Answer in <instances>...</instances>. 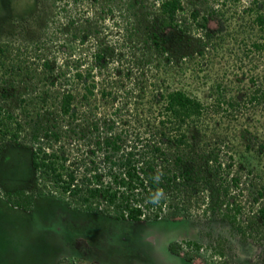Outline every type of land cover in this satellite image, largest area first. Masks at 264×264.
Here are the masks:
<instances>
[{
    "label": "trees",
    "instance_id": "16d2710c",
    "mask_svg": "<svg viewBox=\"0 0 264 264\" xmlns=\"http://www.w3.org/2000/svg\"><path fill=\"white\" fill-rule=\"evenodd\" d=\"M144 3L0 0V165L11 153L21 152L28 167L21 182L15 181L17 178L6 180L0 173V264H99L82 257L60 256L52 247L51 223L57 212L67 218L80 213L119 223L181 222L189 229V240L177 239L166 250L168 255L191 263L200 250L195 240L203 234L194 228L198 221L226 224L233 236L264 248V153L250 154L248 145L242 152L232 151L231 141L251 135L244 111L256 114L254 126L264 130V124L258 123L264 116V0H249L240 11L236 6L240 0H217L211 8H203L199 21H195L197 10L190 11L195 32H202L190 41L188 21L180 17L182 0L160 1L156 10L151 9L156 13H151L148 26L139 21L125 23L144 8ZM111 4L124 11L114 15L116 8ZM224 7L226 12L221 10ZM87 13L92 17H86ZM107 15L117 16L112 24L116 33L104 25ZM57 18L64 25L50 29L49 22ZM211 21L219 23L215 31L207 27ZM31 32L33 36L27 40L35 62L27 65L22 55L25 48L17 46L16 40H7ZM111 34L116 36L115 43L108 41ZM232 34L238 40L231 38ZM62 36L84 46L85 68H80L78 59L70 60L65 40L55 46L51 43ZM168 39L172 49L164 46ZM119 42L124 52L113 56L111 49ZM206 48L213 55L205 59L207 73L200 86L205 85L201 95L210 101H202L188 84H172L182 60L192 56L203 59ZM113 59L116 65L111 75L115 78L105 74L106 87L93 91L92 69L106 72ZM152 62L153 74L139 71L142 79H131L132 69L122 65L142 63L145 67ZM33 64L39 71L33 70ZM22 70L33 77V86L38 84V88L22 84ZM237 77L246 80L242 83ZM13 78L22 85V92L16 91ZM72 84L78 87L75 94L64 88ZM94 92L96 100L102 101L98 105L91 101ZM117 95L123 101L134 99L135 118L121 121L128 128L121 126L116 133L112 131L120 123L119 109L115 107L109 114L97 111L110 108ZM218 114L228 119L220 132H224L223 148L231 152L221 159L218 153L222 149L202 144L196 150L197 145L189 142L207 130V122L216 121ZM144 127L150 130L145 132ZM86 128L95 133L92 137L104 136L93 143L87 141L93 145L88 157L75 154L71 161L67 151L82 140ZM100 128L105 131L99 132ZM149 132L154 133L150 138L146 136ZM129 133L133 136L130 141L124 139ZM252 136L255 139L258 134ZM225 140L231 145H224ZM260 145L258 151L263 150L264 144ZM49 208L51 216L40 215ZM220 243L217 240V247Z\"/></svg>",
    "mask_w": 264,
    "mask_h": 264
},
{
    "label": "rangeland",
    "instance_id": "374dc122",
    "mask_svg": "<svg viewBox=\"0 0 264 264\" xmlns=\"http://www.w3.org/2000/svg\"><path fill=\"white\" fill-rule=\"evenodd\" d=\"M162 0H145L144 8L142 7L141 10H138L136 12V15L133 16V18H126L127 22L125 23H131V25H135V22H143L142 24L150 25L151 21V13L152 15L156 12H152L151 9H157L158 4ZM203 1L204 4H203ZM217 1V0H216ZM215 0H182L183 5V12L180 17H185L187 19V23L190 25H187L189 27V38L188 41L193 40L195 38H198L201 36L202 32L196 33L195 32V22L191 21L188 17V13L192 10H197L198 12V18L195 21H199L200 17L204 16L205 10L203 9L205 6L206 9L211 8L212 4L216 2ZM249 0H240V4L236 5L239 8V11L241 8L245 6V4ZM44 4H48L45 2H42ZM118 3V2H116ZM111 8H116V4H111ZM120 5V3H119ZM122 7V6H121ZM238 8L235 9L238 10ZM222 11L226 12V7L221 9ZM89 10H87L88 12ZM124 11L123 8H116L114 10V15H120ZM53 13V12H52ZM91 13V12H90ZM90 13L86 14V17L91 18L92 15ZM124 17V16H123ZM154 18V16H152ZM114 20H117V16L113 18V16H108L103 22L105 26L111 27V31L113 33H116L117 30L112 28V24ZM124 23V22H123ZM219 25L216 21H211L207 23L208 29H212L215 31V28ZM64 25V22H61L59 18L56 19L54 22H49L50 29H55L56 27H61ZM124 25V24H123ZM20 26H23L20 25ZM33 28H30L29 31H32ZM219 32H217L218 35L221 33V29L219 28ZM37 32L36 30H33ZM49 32V31H48ZM47 32V33H48ZM121 33V31L118 32V34ZM196 33V34H195ZM223 33V31H222ZM33 34L23 35V34H16L13 37H10L8 40L5 38H2V40H7L9 42H13L16 40L17 46L20 48H25V53L23 58L25 60V63L27 65H30L31 63H34V55L32 51V46L27 40V37H32ZM115 36V34H114ZM113 34H111L108 38V41L114 42L116 40V36L114 37ZM235 38L238 40V36L232 34L231 38ZM24 37V38H22ZM226 38V37H225ZM58 40L51 42L54 44H60L61 41L65 40L64 43L69 48L70 52V60H77L82 65L80 68L84 67L87 62V53L84 49V46H79L77 41L74 40H66L67 36L57 37ZM63 39V40H62ZM229 42L230 46H235V43L233 40H230L229 38H226ZM91 42V41H90ZM171 40L168 39L166 43H164L165 48L172 49L171 46ZM183 43V42H182ZM185 43V42H184ZM140 45V43L138 44ZM55 46V45H54ZM138 49H142V47L137 46ZM225 48H228V44L225 46ZM82 49L84 51H82ZM113 53L112 55L115 56V53H123L124 49L121 47V43L119 42L118 46L112 47ZM137 51V50H136ZM190 51V50H189ZM205 54V58L199 59L195 56H192L188 59L182 60L181 64H179V71L174 74V81L172 84L175 86L177 85H190V88L194 93H196L197 97H201L202 101H210L209 98L206 99L205 96L201 95V92L205 88L204 86H200L202 84V76L207 73L205 70V59L212 58V52L209 50V48H206L203 51ZM36 53V52H35ZM59 55V54H58ZM60 56V55H59ZM137 56V55H136ZM126 57V56H125ZM138 57V56H137ZM84 58V59H83ZM139 58V57H138ZM133 59V58H132ZM70 61L69 59H67ZM134 61V60H133ZM116 62L113 60H109L105 70L106 72L99 70L97 71V68L92 69L91 74L93 75L92 83H94V89L93 91H98L102 89L103 87H106L104 85L106 79H104L105 74H109V77L114 79L115 76L112 77L113 68L115 67ZM134 63V62H131ZM118 64V63H117ZM122 65L131 68V76L130 78H141L139 71H145L147 75L153 74L152 67L155 65L154 62L152 64H148L147 66H143L141 63L140 66H131L126 65L123 63ZM151 67V68H150ZM37 68V64H33V70ZM85 68V67H84ZM23 69V68H22ZM40 69V68H39ZM39 69H36L39 71ZM183 69L184 71H180ZM161 72V68L158 69V74ZM20 74L21 75V81L22 84L24 82L28 83L29 87H35L38 88V84L33 86V77L27 76L25 72ZM161 74V73H160ZM159 74V75H160ZM68 76V75H67ZM238 79L241 78V82L243 83L246 79H243L242 77H237ZM231 79H233L231 77ZM16 86V91L22 92V85L18 83V80L13 78ZM32 82V85H30ZM91 82V81H90ZM57 87V86H56ZM67 87V88H66ZM65 89L73 91L75 94L78 90L77 86H66ZM94 92V97L91 98V101L98 105L101 100L98 99V95ZM116 97V96H115ZM24 98L30 99V96H24ZM124 98L122 96L120 97L117 95L116 99L113 100L112 105L110 108L106 107V110H104V107H100L97 111L98 114L103 113H112V110L116 109L120 111L119 117H115L117 120H119L120 123L117 125L115 124L114 130L112 132H118L121 126L122 129H127L125 124L123 125L121 121L131 122L134 120L135 117H133L135 113L133 98L129 97L126 98L127 101H123ZM209 103V102H207ZM134 109V110H133ZM107 111V112H106ZM256 113V112H254ZM262 113V112H261ZM96 114L94 117H97ZM222 115L218 114L216 115V118L214 122H207V130L204 132L200 131L194 140H190L189 142L196 146V150H199L197 147L202 144H206L208 148L212 149L213 147L217 150V148L220 150L222 149V152H219V158L221 159L222 155H228L231 153L230 151H225L223 148V144L221 141L222 135H224V132H220L224 126H226L228 123V119L225 120L224 118H220ZM243 116L246 118L244 119L247 121V124H249L251 135H246V137H241V139L236 138L232 139V151H238L242 152L243 147L245 145H248L249 153L254 154L257 152H260V155L264 153V147L263 150L260 149L258 151V147L261 146L260 144H264V130L262 128H257L254 126V116L256 114L251 115V111H244ZM252 117V118H249ZM101 117V116H100ZM116 120V121H117ZM131 120V121H130ZM258 123L264 124V116L260 119H258ZM230 122V121H229ZM233 123V121H232ZM90 127V126H89ZM259 127V126H258ZM264 128V127H263ZM148 129V130H147ZM204 129V128H202ZM143 130L145 132L149 131L150 128L144 127ZM141 130V131H143ZM104 128L99 129V132H104ZM129 131V130H128ZM90 132L89 128H86L84 130V137H82V140L75 143V145L72 148H68L67 145H63L65 148L69 149L67 152L69 154V160L73 161L75 160V154H80L81 157H88L89 151L92 150L93 145L89 144L87 141H93L94 140H100L101 137L104 136L101 135L98 138L92 137V135H95V133H91L86 136V133ZM256 132L258 134L257 138H253V133ZM204 133V134H203ZM154 133H150L146 135L148 138H150V135L152 136ZM203 134V135H202ZM132 135L129 133L126 138L127 140L132 139ZM147 138V139H148ZM152 139H156L155 137ZM152 139H149L150 141ZM225 144L231 145L229 143V140H225ZM235 145V146H234ZM194 147V146H193ZM79 150V152H77ZM224 151V152H223ZM98 156V152H97ZM23 154L20 152L18 153H11L10 156L6 158V161L3 162L0 165V173L5 176L6 180L17 178L15 181H22V179L25 177V175L28 173V167L27 162L24 160ZM236 159V157H234ZM264 159V158H263ZM86 163L88 160H85ZM223 163L225 161L223 160ZM1 176V175H0ZM2 177V176H1ZM13 180V181H14ZM20 181V182H21ZM257 182L253 181L252 184H256ZM246 185V184H245ZM9 186L16 187L17 185L9 184ZM246 190H249V187H246ZM40 209H43L44 206L40 205ZM42 214L41 216L48 217L52 210L51 208L46 210H41ZM56 210L54 211V213ZM74 214V213H72ZM76 217L72 215L71 218H67L63 216L61 213H56L55 220L51 223L53 225L54 233L52 232V244L55 250H58V254L60 256H77L85 258L91 262L99 263V264H251L252 262L255 264H264V248L261 247H254L250 240H244L241 241L239 238H237L235 235L233 236V232L229 230V227L226 226V224L220 223V222H210L209 225L206 224V222H195L194 228L198 230L199 232H203L202 235H200L198 238H196V243L200 246V250L196 254L195 260L193 263L184 261V259H177V257L168 255L166 252V244H169L170 242H173L177 239L187 237V234H189V229L184 226L181 222H141V223H119L115 222L111 219H106V217L102 216H94V215H87V214H80L75 213ZM74 217L75 220L74 221ZM85 217V218H83ZM12 220H15V222L18 223V220H16L14 217ZM49 222V221H48ZM206 233V234H205ZM191 234V233H190ZM191 235H188L187 238H190ZM189 240V239H188ZM217 240L221 243L218 244L217 247ZM57 254V253H56ZM198 256L203 257L204 260H201L197 258Z\"/></svg>",
    "mask_w": 264,
    "mask_h": 264
},
{
    "label": "crops",
    "instance_id": "0c3cea01",
    "mask_svg": "<svg viewBox=\"0 0 264 264\" xmlns=\"http://www.w3.org/2000/svg\"><path fill=\"white\" fill-rule=\"evenodd\" d=\"M62 215H63V214H62ZM65 217H67V216H65ZM75 220H78V219H75ZM173 242H174V241H173ZM170 243H172V242H170ZM170 243H169V244H170ZM167 245H168V244H166V246H167ZM166 252H167V250H166Z\"/></svg>",
    "mask_w": 264,
    "mask_h": 264
}]
</instances>
